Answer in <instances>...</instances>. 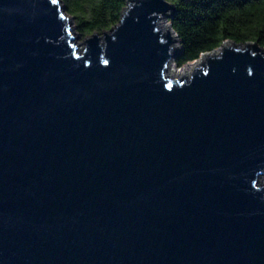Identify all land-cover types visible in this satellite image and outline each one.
Returning a JSON list of instances; mask_svg holds the SVG:
<instances>
[{
    "label": "water",
    "instance_id": "obj_1",
    "mask_svg": "<svg viewBox=\"0 0 264 264\" xmlns=\"http://www.w3.org/2000/svg\"><path fill=\"white\" fill-rule=\"evenodd\" d=\"M61 2L0 0V264H264V46L171 74L170 0Z\"/></svg>",
    "mask_w": 264,
    "mask_h": 264
},
{
    "label": "trees",
    "instance_id": "obj_2",
    "mask_svg": "<svg viewBox=\"0 0 264 264\" xmlns=\"http://www.w3.org/2000/svg\"><path fill=\"white\" fill-rule=\"evenodd\" d=\"M170 25L179 38L178 64L197 58L223 42L257 40L264 46V0H170ZM74 17L75 28L86 35L109 28L119 20L125 0H62Z\"/></svg>",
    "mask_w": 264,
    "mask_h": 264
},
{
    "label": "rangeland",
    "instance_id": "obj_3",
    "mask_svg": "<svg viewBox=\"0 0 264 264\" xmlns=\"http://www.w3.org/2000/svg\"><path fill=\"white\" fill-rule=\"evenodd\" d=\"M62 5H64L63 2H61ZM65 6V5H64ZM66 8V7H65ZM71 22H72V25H73V29H74V34L76 36V40H79L80 44H79V47H82L83 46V38L85 35H81V33L79 31L76 30L75 28V22H74V17L71 15ZM168 25L170 26V21L168 19ZM87 35V34H86ZM176 44H179V41L176 42ZM180 45V44H179ZM198 59L197 58H194V59H191V60H187L181 64H178L175 59L173 58L171 60V62L169 63L168 65V69H167V72L168 73H171V74H183V73H186V74H189V71L191 70L192 68V65L195 64V61ZM262 182H264V174H261L260 178H259Z\"/></svg>",
    "mask_w": 264,
    "mask_h": 264
},
{
    "label": "bare ground",
    "instance_id": "obj_4",
    "mask_svg": "<svg viewBox=\"0 0 264 264\" xmlns=\"http://www.w3.org/2000/svg\"><path fill=\"white\" fill-rule=\"evenodd\" d=\"M168 22V21H167ZM167 27H170L169 25H168V23H167ZM170 62H171V60H170ZM263 174V173H262ZM260 176H261V174H260Z\"/></svg>",
    "mask_w": 264,
    "mask_h": 264
},
{
    "label": "built area",
    "instance_id": "obj_5",
    "mask_svg": "<svg viewBox=\"0 0 264 264\" xmlns=\"http://www.w3.org/2000/svg\"><path fill=\"white\" fill-rule=\"evenodd\" d=\"M226 41H227V40H226ZM217 47H219V46H217ZM217 47H216V48H217Z\"/></svg>",
    "mask_w": 264,
    "mask_h": 264
},
{
    "label": "snow or ice",
    "instance_id": "obj_6",
    "mask_svg": "<svg viewBox=\"0 0 264 264\" xmlns=\"http://www.w3.org/2000/svg\"><path fill=\"white\" fill-rule=\"evenodd\" d=\"M105 63H106V61H105Z\"/></svg>",
    "mask_w": 264,
    "mask_h": 264
}]
</instances>
